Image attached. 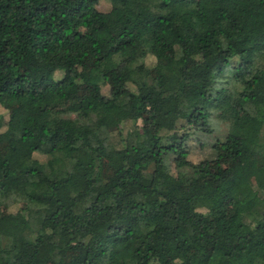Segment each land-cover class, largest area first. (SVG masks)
<instances>
[{"label":"trees","instance_id":"trees-1","mask_svg":"<svg viewBox=\"0 0 264 264\" xmlns=\"http://www.w3.org/2000/svg\"><path fill=\"white\" fill-rule=\"evenodd\" d=\"M2 141L0 264H264V0H0Z\"/></svg>","mask_w":264,"mask_h":264},{"label":"rangeland","instance_id":"rangeland-1","mask_svg":"<svg viewBox=\"0 0 264 264\" xmlns=\"http://www.w3.org/2000/svg\"><path fill=\"white\" fill-rule=\"evenodd\" d=\"M105 6V3L102 2L100 7H104ZM104 91L107 92V86H105L104 88ZM5 146H6V142L2 141L0 143V148L2 150L5 149ZM190 154H189V158L192 160V161H197L207 155H209L211 153V150L209 148V146H201L198 142H195L194 144H191V149H190ZM35 156L39 157V158H42L43 155L41 154H38L36 152L33 153Z\"/></svg>","mask_w":264,"mask_h":264}]
</instances>
